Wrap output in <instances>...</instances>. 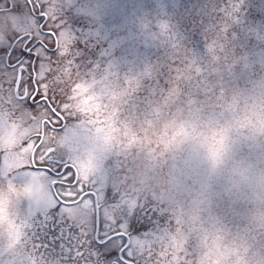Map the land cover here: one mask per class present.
I'll use <instances>...</instances> for the list:
<instances>
[{
	"label": "rangeland",
	"instance_id": "obj_1",
	"mask_svg": "<svg viewBox=\"0 0 264 264\" xmlns=\"http://www.w3.org/2000/svg\"><path fill=\"white\" fill-rule=\"evenodd\" d=\"M7 2L0 3V10L7 9ZM15 2L22 4L23 0ZM38 2L48 5L53 18L62 14L61 8L67 11L75 2L96 10L95 15L84 16L79 24L69 18V26L81 38L77 45L74 39H61L48 80L49 88L65 100L66 115L76 121L55 141L66 147L78 163L85 161L80 175L86 184L91 177L89 190L96 186L95 201L55 207L44 192V178L25 171L35 151L31 141L44 135L43 123L37 125L31 110L16 101L11 74L0 72V264H105L95 247L97 235L106 240L112 237L105 220L115 223L122 213L145 205L158 219L147 234L133 241L129 253L132 264H197L199 257L216 255L209 248L211 238L199 239L188 248L178 230L182 225L181 211L157 202L160 191L152 189L142 198L138 183L146 179L143 170H139L137 182L131 183V169L116 170L110 164L115 154L109 145L114 132L109 119L119 109L113 111L108 101L118 94L124 98L128 90L132 95L139 93L143 88L140 73L149 65L151 50L170 19L185 5L190 21L198 14L207 16L209 8L216 10L219 6L221 11L216 14L245 27L246 32L232 37L230 50L235 51V62L243 63L245 70L240 75L243 83L239 82L226 114L239 99L264 105V17L258 18L264 0H248L246 7L242 6L247 0ZM72 16L77 17V13L72 11ZM30 28L34 24L27 10L0 12V47L12 38L29 34ZM240 51L242 56L236 57ZM52 141L49 133L45 142ZM106 188L112 189V197H106ZM112 250L117 251V256L106 264H117L120 259L119 239Z\"/></svg>",
	"mask_w": 264,
	"mask_h": 264
},
{
	"label": "trees",
	"instance_id": "obj_2",
	"mask_svg": "<svg viewBox=\"0 0 264 264\" xmlns=\"http://www.w3.org/2000/svg\"><path fill=\"white\" fill-rule=\"evenodd\" d=\"M219 8H209L207 16L198 14L190 21L182 5L151 50L149 65L141 70L143 88L138 94L128 90L124 98L118 94L108 101L113 111L119 109L109 119L114 130L109 145L115 154L110 164L116 170L131 169V183L137 182L139 170L144 171L146 179L138 183L142 198L154 189L160 191L157 202L181 211L178 230L188 248L199 239H212L211 233L221 224L216 212L224 210L236 216L233 210L243 212L240 205L253 196L240 192L225 202L223 184L209 186L204 180L197 196L182 194L180 178L189 177L177 166L169 143L171 130L184 121H221L239 82L243 83L244 64L235 62L230 47L232 37L246 30L216 14ZM241 56L240 51L236 57ZM238 221L236 216L237 229L242 226ZM221 243L227 249V243ZM219 251L214 249L216 254ZM208 259L199 257L197 264H207Z\"/></svg>",
	"mask_w": 264,
	"mask_h": 264
},
{
	"label": "snow or ice",
	"instance_id": "obj_3",
	"mask_svg": "<svg viewBox=\"0 0 264 264\" xmlns=\"http://www.w3.org/2000/svg\"><path fill=\"white\" fill-rule=\"evenodd\" d=\"M3 2L4 0H0V3ZM247 4L248 0L242 7H246ZM5 7L17 13L27 10V15L34 24L28 35L12 38L4 47H0V72L11 74L16 101L31 110L37 125L43 123L44 135L37 136L31 141L35 151L25 166V171L44 178V192L54 201L55 207L65 208L85 200L94 202L93 193L96 186L92 185L90 191L91 177L89 184H86L80 175V169L85 161L81 159L78 163L76 158L55 141V137L64 136L69 131V126H73L76 121L66 115L65 100L57 95L55 90L49 88L48 80L50 65L60 51L58 45L61 39H74L77 45L81 38L69 26V18L72 23L79 24L84 16L95 15L96 10L75 2L68 6L67 11L61 8L62 14H57L53 18L49 15L48 5L38 0L35 2L23 0L22 4L8 0ZM72 11L77 13L79 19L72 16ZM259 17H264V6L260 7ZM49 133L53 135V141L46 143ZM217 157L218 152L213 153V159ZM104 191L106 197H112L111 188ZM157 219L156 213L145 205L143 208L131 210L130 213H122V218L115 223L105 220L112 239L109 242L97 235L95 244L105 264L117 256V251L112 250V245L117 239L120 242V259L117 264H132L129 253L133 241L147 234Z\"/></svg>",
	"mask_w": 264,
	"mask_h": 264
},
{
	"label": "clouds",
	"instance_id": "obj_4",
	"mask_svg": "<svg viewBox=\"0 0 264 264\" xmlns=\"http://www.w3.org/2000/svg\"><path fill=\"white\" fill-rule=\"evenodd\" d=\"M169 143L177 166L189 177L180 178L182 194L197 196L202 180L209 186L221 182L225 202L236 193L254 194L240 205L243 212L233 210L239 229L232 212H216L221 224L211 233L209 248L220 251L207 264H264V105L239 99L219 122L184 121L171 130Z\"/></svg>",
	"mask_w": 264,
	"mask_h": 264
},
{
	"label": "water",
	"instance_id": "obj_5",
	"mask_svg": "<svg viewBox=\"0 0 264 264\" xmlns=\"http://www.w3.org/2000/svg\"><path fill=\"white\" fill-rule=\"evenodd\" d=\"M61 146V145H60ZM67 153H69V151L65 148V147H63V146H61ZM79 202H77V203H75V204H78ZM75 204H71V205H75ZM110 239H112V237H110L109 239H108V241H110Z\"/></svg>",
	"mask_w": 264,
	"mask_h": 264
}]
</instances>
